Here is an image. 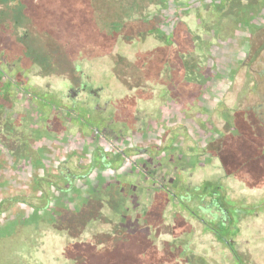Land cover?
I'll list each match as a JSON object with an SVG mask.
<instances>
[{
    "label": "flooded vegetation",
    "instance_id": "obj_1",
    "mask_svg": "<svg viewBox=\"0 0 264 264\" xmlns=\"http://www.w3.org/2000/svg\"><path fill=\"white\" fill-rule=\"evenodd\" d=\"M23 5L0 0V148L17 144V179L33 181L35 200H23L35 213L30 220L38 222L39 212L50 219L56 211L100 210L105 197L112 199L115 215L125 212L121 222L130 235L115 244L119 239L130 244L126 264L165 251L160 226L168 215L186 217L193 233L173 243L174 249L179 245V257L198 256L206 263L216 249L222 260L245 264L240 250L248 230L256 228L255 239L263 231L264 187L263 197H248L245 173L235 189L208 166L214 140L223 145L237 136L231 142L242 149L243 164L252 162L264 171L260 94L246 98L241 93L234 109L239 114L231 113L224 90L175 98L166 88L158 94L157 108L134 106L123 93L117 60L111 68L94 60L80 64L82 57L70 47L62 50L67 61L54 58V50L39 48L35 29L40 24L28 12L19 18ZM79 31L72 25L69 39L80 41ZM89 53V59H100Z\"/></svg>",
    "mask_w": 264,
    "mask_h": 264
},
{
    "label": "rangeland",
    "instance_id": "obj_2",
    "mask_svg": "<svg viewBox=\"0 0 264 264\" xmlns=\"http://www.w3.org/2000/svg\"><path fill=\"white\" fill-rule=\"evenodd\" d=\"M180 1L17 0V3H24L23 7L18 8L19 18L21 15L23 19L28 12L30 18L36 20L37 25L40 24L35 29L40 39L39 48L44 51L51 49L52 53L54 50V58L67 61L69 56L62 53V50L70 47L82 57L80 64L85 65L88 60H94L98 67L102 63L111 68L117 60L119 77L123 79L122 83L125 82L121 83L124 86L123 93L134 106L157 108L160 103L158 94L168 88L175 98L183 94L224 90L232 114H239L234 109L239 107L238 98L243 95L241 93H246V98H252L255 92L260 94L264 108V26L252 35L249 44L241 50L233 48L237 53H230L232 49L224 39L232 9L228 8L219 15L210 14L212 6L210 2L204 1L199 7L178 12L174 20L165 21V4ZM240 1L243 5L249 2ZM131 3L140 4L137 7L140 13L131 14L127 10L132 7ZM133 15L137 18L132 19ZM114 24L116 30L110 35ZM72 25H79L82 29L78 34L82 35L80 41L69 39ZM139 30H145V39L140 34L139 40ZM113 50L116 55L110 54ZM89 52H94L100 59H89ZM107 73L111 83L109 69ZM127 81L130 87L126 86ZM235 122L240 125L239 120ZM261 127L264 131L263 121ZM245 129L247 133L248 128ZM229 137L230 140L223 145L214 140L209 170L216 178L235 189L239 187L242 174L245 173L248 197H263V169L254 167L252 162L243 164L245 158L242 149L233 143V140L241 137ZM5 152L12 157L5 158ZM16 152L17 144L0 148V264H126L124 258L131 251L130 244L125 239H119L118 245L115 241L116 238L130 235L129 228L121 222L125 212L115 215L110 210L112 199L104 197L99 204L104 205L100 210L56 211L51 213L50 219L46 218L44 212H39L43 215L38 217V222L36 219L30 220L31 215L34 220L35 213L27 211L29 207L25 206L23 200H35L30 189L33 181L17 179ZM227 172L230 176L225 177ZM254 176L257 179L254 180ZM256 184L258 194L253 195V185ZM89 198L93 200L92 196ZM98 198H94L96 205ZM53 202L55 204L56 200ZM22 208L26 211L20 210ZM185 218L172 215L165 217L160 226L161 235L165 239V251L151 254L143 261L138 258L135 262L232 263V258L223 261L215 254L218 252L216 249L206 263L198 259V256L179 257L176 250L179 245L174 249L173 243L179 244L193 235ZM259 227L263 231L255 239L253 231L256 228L251 225L247 235L249 239L240 250L245 264H264V223L259 224ZM203 246H195L198 253ZM214 246L219 247L216 243ZM116 252L121 260L114 259L115 254L112 253Z\"/></svg>",
    "mask_w": 264,
    "mask_h": 264
},
{
    "label": "trees",
    "instance_id": "obj_3",
    "mask_svg": "<svg viewBox=\"0 0 264 264\" xmlns=\"http://www.w3.org/2000/svg\"><path fill=\"white\" fill-rule=\"evenodd\" d=\"M204 1L210 2L212 6L210 9V14L219 15L224 13L228 8L232 9L229 14L230 23L228 26V32L224 39V41L227 42L232 49L230 53H237V50L234 51L233 48L241 50L242 47L249 44L252 35L264 26V0H249V2L245 3L244 5L240 0H181L180 2L176 3L170 2L169 5L165 4V7L163 8V13L167 14L165 21L169 22L174 20L178 12H182L186 9L189 10V8L199 7ZM130 6L132 7L127 10L131 14L140 13V11L137 9L140 4L131 3ZM135 18L137 17H132V19ZM199 19L202 20V17ZM114 27L116 29L115 24ZM140 34L144 36V39L147 36L145 30L137 31L138 38ZM31 218H33V215H31Z\"/></svg>",
    "mask_w": 264,
    "mask_h": 264
}]
</instances>
